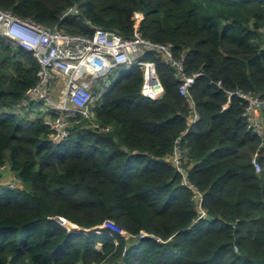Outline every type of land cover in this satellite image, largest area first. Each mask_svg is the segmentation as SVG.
<instances>
[{"label":"trees","instance_id":"obj_1","mask_svg":"<svg viewBox=\"0 0 264 264\" xmlns=\"http://www.w3.org/2000/svg\"><path fill=\"white\" fill-rule=\"evenodd\" d=\"M75 4L80 13L60 20ZM0 8L71 34L92 35L98 26L125 37L138 14L144 37L173 43L188 75L203 71L190 89L201 119L182 147L189 179L212 216L194 224L192 192L166 160L189 117L172 65L147 54L161 97H146L143 71L131 67L104 94L95 92L98 119L112 130L73 122L70 137L56 143L44 116L32 115L41 105L19 108L38 80V61L0 36V179L6 166L22 181L16 189L0 186V264L264 259V145L247 128L246 102L229 101L225 92L264 97V0H0ZM257 152L261 172L252 164ZM141 231L156 238L129 246L124 234Z\"/></svg>","mask_w":264,"mask_h":264},{"label":"built area","instance_id":"obj_2","mask_svg":"<svg viewBox=\"0 0 264 264\" xmlns=\"http://www.w3.org/2000/svg\"><path fill=\"white\" fill-rule=\"evenodd\" d=\"M80 13L78 4L68 7L60 20ZM139 16L136 14V17ZM136 19L132 36L125 37L117 31L94 26L92 35L71 34L58 26L43 25L31 17H21L12 10L0 8V36L12 46L33 54L40 65L37 82L27 91L26 98L19 108L31 103L45 109V124L51 129L52 141L59 143L70 137V128L75 123L97 132H109L110 125H103L97 115V96L94 85L101 83L113 70L121 66L139 67L143 71L142 93L151 99L164 94L156 63L147 60L149 53L160 56L166 64L175 68L174 76L180 80L179 91L189 106L188 127L175 141L173 153L166 160L182 175L181 185L192 192L196 207L194 224L211 221L212 216L204 207V193L191 182L185 167V148L182 139L201 119L190 89L196 80L204 76L203 71L188 75L185 70V57L174 55L173 43L152 41L142 35L140 21ZM222 87V81L215 83ZM103 88V87H102ZM108 91V90H107ZM229 101L238 96L246 102L242 116L248 130L262 139L264 145V97L251 95L241 90H225ZM46 106L47 108H45ZM47 112V113H46ZM257 172L262 171L258 152L252 158ZM3 171L8 170L6 166ZM3 188L16 189L22 186L19 178L0 179ZM234 226V224H232ZM104 229L96 227L87 231ZM137 240L156 238L141 231L133 235ZM235 251H239L235 246Z\"/></svg>","mask_w":264,"mask_h":264},{"label":"rangeland","instance_id":"obj_3","mask_svg":"<svg viewBox=\"0 0 264 264\" xmlns=\"http://www.w3.org/2000/svg\"><path fill=\"white\" fill-rule=\"evenodd\" d=\"M136 17V16H135ZM143 16H141L140 17V15L139 16H137V20H139V18H142ZM130 69V67L129 66H121V67H119V68H117V69H115V70H113L105 79H103L102 81H101V83H96L95 85H94V88H95V91H97V93L99 92L100 94H104L109 88H110V86L115 82V81H117L118 79H119V77L122 75V74H124L125 72H127L128 70ZM103 87V88H102ZM45 108H47L46 106H44ZM39 110H37V108L36 107H34L33 108V112H32V115L33 116H37V113L38 114H42L43 116H45V109H42L41 107H39L38 108ZM47 113V112H46ZM57 220L58 221H60L59 220V218H57ZM100 228H104V229H106V228H109L108 227V225L107 226H103V227H100ZM125 235V234H124ZM130 237V236H132V235H130V234H127V235H125V237Z\"/></svg>","mask_w":264,"mask_h":264},{"label":"crops","instance_id":"obj_4","mask_svg":"<svg viewBox=\"0 0 264 264\" xmlns=\"http://www.w3.org/2000/svg\"><path fill=\"white\" fill-rule=\"evenodd\" d=\"M261 118L263 119V122H264V111L261 112ZM6 173L4 174L3 176V179L4 180H10L13 176L11 175L10 171L6 170L5 171ZM107 222V221H106ZM126 239L128 240L129 242V246H132L134 245L135 243H137L139 240H137L133 235L130 236V237H127L126 236Z\"/></svg>","mask_w":264,"mask_h":264},{"label":"water","instance_id":"obj_5","mask_svg":"<svg viewBox=\"0 0 264 264\" xmlns=\"http://www.w3.org/2000/svg\"><path fill=\"white\" fill-rule=\"evenodd\" d=\"M254 264H264V259H253Z\"/></svg>","mask_w":264,"mask_h":264},{"label":"bare ground","instance_id":"obj_6","mask_svg":"<svg viewBox=\"0 0 264 264\" xmlns=\"http://www.w3.org/2000/svg\"><path fill=\"white\" fill-rule=\"evenodd\" d=\"M127 234H129V233H125V235H127ZM131 235V234H130Z\"/></svg>","mask_w":264,"mask_h":264}]
</instances>
